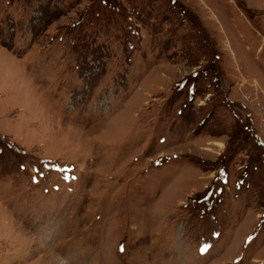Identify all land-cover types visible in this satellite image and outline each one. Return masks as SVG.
Here are the masks:
<instances>
[{
  "label": "rangeland",
  "instance_id": "374dc122",
  "mask_svg": "<svg viewBox=\"0 0 264 264\" xmlns=\"http://www.w3.org/2000/svg\"><path fill=\"white\" fill-rule=\"evenodd\" d=\"M0 264H264V0H0Z\"/></svg>",
  "mask_w": 264,
  "mask_h": 264
},
{
  "label": "snow or ice",
  "instance_id": "6c2138e0",
  "mask_svg": "<svg viewBox=\"0 0 264 264\" xmlns=\"http://www.w3.org/2000/svg\"><path fill=\"white\" fill-rule=\"evenodd\" d=\"M192 91H194V89H190V92H192ZM38 171V170H37ZM69 177L68 176H65V179H68ZM72 178H75V177H72ZM34 180H35V178H34ZM252 238L250 237L249 238V241L251 240ZM210 247V245H207L206 246V250H208V248Z\"/></svg>",
  "mask_w": 264,
  "mask_h": 264
}]
</instances>
